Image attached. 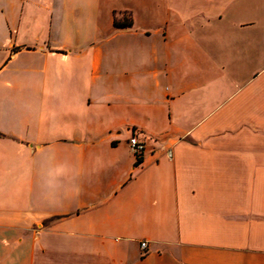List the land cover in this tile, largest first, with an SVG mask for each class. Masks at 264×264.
Instances as JSON below:
<instances>
[{
	"label": "crops",
	"instance_id": "obj_1",
	"mask_svg": "<svg viewBox=\"0 0 264 264\" xmlns=\"http://www.w3.org/2000/svg\"><path fill=\"white\" fill-rule=\"evenodd\" d=\"M0 264H264V0H0Z\"/></svg>",
	"mask_w": 264,
	"mask_h": 264
},
{
	"label": "built area",
	"instance_id": "obj_2",
	"mask_svg": "<svg viewBox=\"0 0 264 264\" xmlns=\"http://www.w3.org/2000/svg\"><path fill=\"white\" fill-rule=\"evenodd\" d=\"M129 145L137 158H140L145 151V144L137 136H132L129 139ZM147 247L148 243L146 241L141 242V248L146 249Z\"/></svg>",
	"mask_w": 264,
	"mask_h": 264
},
{
	"label": "trees",
	"instance_id": "obj_3",
	"mask_svg": "<svg viewBox=\"0 0 264 264\" xmlns=\"http://www.w3.org/2000/svg\"><path fill=\"white\" fill-rule=\"evenodd\" d=\"M115 23L117 24V25H124V26H128V25H131L132 24V20L130 19V20H125V21H123V22H121V21H118V20H115ZM54 219V218H53Z\"/></svg>",
	"mask_w": 264,
	"mask_h": 264
}]
</instances>
